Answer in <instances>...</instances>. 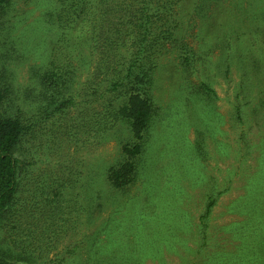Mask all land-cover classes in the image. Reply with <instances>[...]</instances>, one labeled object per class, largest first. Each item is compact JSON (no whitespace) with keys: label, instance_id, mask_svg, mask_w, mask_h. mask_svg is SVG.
Wrapping results in <instances>:
<instances>
[{"label":"rangeland","instance_id":"obj_1","mask_svg":"<svg viewBox=\"0 0 264 264\" xmlns=\"http://www.w3.org/2000/svg\"><path fill=\"white\" fill-rule=\"evenodd\" d=\"M54 1L12 0L0 14V83L18 91L33 66L53 60L58 35L43 19ZM199 3L183 7L194 13ZM198 26L187 33L189 66L173 47L159 59L148 147L130 184L107 180L131 135L125 126L99 131L98 93L32 129L17 150L21 175L0 222V258L264 264V0H219ZM209 197L216 202L203 219Z\"/></svg>","mask_w":264,"mask_h":264},{"label":"trees","instance_id":"obj_2","mask_svg":"<svg viewBox=\"0 0 264 264\" xmlns=\"http://www.w3.org/2000/svg\"><path fill=\"white\" fill-rule=\"evenodd\" d=\"M189 1L196 0L54 1L43 19L58 35L53 60L33 66L31 84L18 91L12 83H0V222L10 214L18 192L17 150L32 129L67 114L81 95L103 97L99 131L125 126L131 135L123 144V159L109 166L107 180L121 188L141 174L155 114L153 86L159 59L173 47L184 52L189 66L194 50L187 33L195 24L200 27L212 3L219 0H199L194 13L183 7ZM12 7V0H0V14ZM91 61L94 77H87L89 87L81 88L82 72ZM215 202L208 198L203 219ZM178 227L175 236H183L184 229ZM0 264L23 263L0 258Z\"/></svg>","mask_w":264,"mask_h":264}]
</instances>
